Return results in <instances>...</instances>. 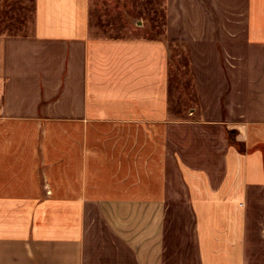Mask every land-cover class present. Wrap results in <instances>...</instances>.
Segmentation results:
<instances>
[{"label":"crops","instance_id":"obj_1","mask_svg":"<svg viewBox=\"0 0 264 264\" xmlns=\"http://www.w3.org/2000/svg\"><path fill=\"white\" fill-rule=\"evenodd\" d=\"M163 2L147 36L0 0V264H264V0Z\"/></svg>","mask_w":264,"mask_h":264},{"label":"rangeland","instance_id":"obj_2","mask_svg":"<svg viewBox=\"0 0 264 264\" xmlns=\"http://www.w3.org/2000/svg\"><path fill=\"white\" fill-rule=\"evenodd\" d=\"M163 1L91 0L92 25L96 28L94 31L107 35H159L164 29ZM9 5L12 6L15 13L18 9L22 10L23 5L26 8L29 6V14H31V0H4V9L6 10L2 21L4 24H11L16 19L15 16H12V9H7ZM20 16L22 17V14ZM140 25L144 27L138 28L137 26ZM168 53L169 105L171 111L177 113L192 104L189 52L178 43H169ZM233 136L234 131H231L229 138H233Z\"/></svg>","mask_w":264,"mask_h":264},{"label":"trees","instance_id":"obj_3","mask_svg":"<svg viewBox=\"0 0 264 264\" xmlns=\"http://www.w3.org/2000/svg\"><path fill=\"white\" fill-rule=\"evenodd\" d=\"M229 139H230V142H232L234 144L236 143L235 140H234V136H233V138H229Z\"/></svg>","mask_w":264,"mask_h":264}]
</instances>
